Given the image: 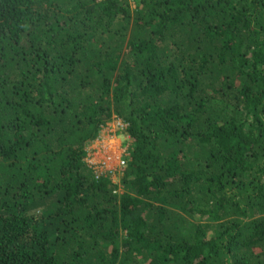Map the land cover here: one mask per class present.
<instances>
[{"label":"trees","instance_id":"trees-1","mask_svg":"<svg viewBox=\"0 0 264 264\" xmlns=\"http://www.w3.org/2000/svg\"><path fill=\"white\" fill-rule=\"evenodd\" d=\"M0 264H264V0H0Z\"/></svg>","mask_w":264,"mask_h":264},{"label":"rangeland","instance_id":"rangeland-1","mask_svg":"<svg viewBox=\"0 0 264 264\" xmlns=\"http://www.w3.org/2000/svg\"><path fill=\"white\" fill-rule=\"evenodd\" d=\"M131 3H133V0H131ZM125 127L126 123L119 117L108 121L101 128L100 134L86 147L85 156V160L96 163L101 169H110L112 173L106 172V174L118 184V190L120 191L122 190L121 168L125 164L128 155L127 147L130 141L124 130ZM121 159H124V163L120 162Z\"/></svg>","mask_w":264,"mask_h":264},{"label":"built area","instance_id":"built-area-1","mask_svg":"<svg viewBox=\"0 0 264 264\" xmlns=\"http://www.w3.org/2000/svg\"><path fill=\"white\" fill-rule=\"evenodd\" d=\"M115 118V117H114ZM86 161L88 162V160L86 159ZM121 163H124V159H121L120 161ZM88 164L91 166V168L95 171L96 175L98 174H106V172L112 173V171L110 169H101L100 167H98V165H96V163H92V162H88ZM99 168V169H98ZM103 170V171H102ZM115 182V181H114Z\"/></svg>","mask_w":264,"mask_h":264}]
</instances>
